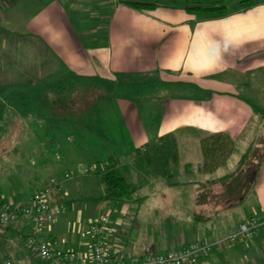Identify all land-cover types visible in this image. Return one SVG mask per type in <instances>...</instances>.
I'll list each match as a JSON object with an SVG mask.
<instances>
[{"label":"crops","instance_id":"1","mask_svg":"<svg viewBox=\"0 0 264 264\" xmlns=\"http://www.w3.org/2000/svg\"><path fill=\"white\" fill-rule=\"evenodd\" d=\"M187 1L158 0L153 9L137 10L120 0H0V180L3 170L14 176L12 195H0V208L11 215L10 224H0V261L45 264L31 243V221L18 211L52 178L109 157L118 159L120 172L125 158L133 163L146 143L172 134L179 164L166 178L172 181L167 191L192 180L201 188L232 173L224 172L236 169L253 140L264 136V0L245 7L224 0L228 13L207 19L190 14ZM67 100L78 103L75 112L62 111ZM219 132L237 138V152L226 166L203 174L200 141ZM192 158L200 165L196 178ZM157 179L142 178L140 187ZM255 180L254 205L244 215L261 223L254 237L228 240L243 219L223 235L206 228L199 237V227H210L199 223L218 214L197 220L175 190L180 209L174 214H152L147 193L133 198V211L125 214H134V225L177 227L181 234L166 241L148 231L124 246L118 230L126 216L110 215L106 247L113 258L131 260L205 238L214 248L199 264H264V161ZM104 195L95 173L63 180L62 192L50 196L62 213L42 235L50 249L89 259V227L104 216Z\"/></svg>","mask_w":264,"mask_h":264},{"label":"trees","instance_id":"2","mask_svg":"<svg viewBox=\"0 0 264 264\" xmlns=\"http://www.w3.org/2000/svg\"><path fill=\"white\" fill-rule=\"evenodd\" d=\"M243 7L251 5L250 0H240ZM137 10H149L156 7L158 0H120ZM185 9L200 19L216 18L228 13L227 3L224 0H188ZM78 103L67 100L61 104L63 112H75ZM203 172H212L224 166L236 148L235 138L227 132H219L201 139ZM264 161V136H258L242 155L237 168L230 174L213 182L204 183L197 200L204 196L205 200H222L225 204L235 205L245 200L255 182L257 173ZM118 159L109 157L106 161L95 164V175L100 177L105 185L104 199L112 203L128 201L135 192L133 183L118 172ZM179 164V150L177 138L172 134L164 135L143 148L136 151L133 165L143 179L169 178L171 167ZM222 185L218 194L213 187ZM212 194V196H210ZM21 214V213H20ZM197 220H208L210 217L203 213H196Z\"/></svg>","mask_w":264,"mask_h":264},{"label":"rangeland","instance_id":"3","mask_svg":"<svg viewBox=\"0 0 264 264\" xmlns=\"http://www.w3.org/2000/svg\"><path fill=\"white\" fill-rule=\"evenodd\" d=\"M251 3L254 2L255 0H250ZM228 5H230V3H227ZM237 141V138L236 140ZM240 143L241 140L239 141L238 139V144H239V148H240ZM13 146H10L9 148V152H8V156L9 158H13L14 157V153H13ZM237 152V151H235ZM192 164H191V168L189 169V172H191V178H196L197 176H200V173L198 172V167H200V165L195 164L194 163V159H191ZM226 166V165H224ZM223 166V167H224ZM189 167V166H188ZM121 169L120 173L124 176H127L129 179V182L133 183V187L136 189L135 193L132 194V199H130V203H126L127 201L124 202H120V204L122 205H118V207L113 208V204L112 202H103L102 205V209L104 210V216H109L110 215L115 219L117 217V215L119 216H126V220H127V225L123 226V227H118V235L119 237H121V240L124 241V246H128L129 244L127 243V240L130 238L131 244H132V240L136 241V240H140L141 239V235L142 234H146V232H149V235H157L158 237H160L162 240H166L169 239L171 237H176L179 234H181V232H179V229L176 227H165V226H158L155 225V227H143L139 224H135V216L133 215H126L125 213H128L127 211L132 210V208L129 207V204H133V198L136 197H140L142 194L147 193V198L150 199L149 205L151 207V212L152 214H159V213H164V214H174L175 212H177L180 208L179 203L174 199L173 197V191L178 190V193H180L179 195H181V200H182V209H189L192 208L193 210L197 211V213H203L208 215L209 213H217L218 214V219L211 221V222H200L199 225L202 224H207L210 227L204 226L203 227H199L201 229V233H199V237H204L201 235H204L206 233V228L207 230L212 228L213 230L219 231L221 233V235H223L224 233H227V228L228 226H230L232 223L233 224H238L242 219L243 222H247L249 219H245L244 215H248L249 211L251 209V205H254V202L252 203V196L254 195V184L252 185L251 189H250V193H249V197L247 196L245 198L244 201L237 203L235 205H228L225 204L224 202H222V200H219V202H216V199L212 198V200L214 201H210V200H205L204 196H202L200 198V201L197 200V196L198 194L201 192V188L199 185H197L196 183L193 182V180L186 185H182L181 187H174L172 190L168 189L171 185L168 186V182L170 181V183L172 182L170 179L167 182L166 178H161V179H157L155 180L153 186L150 187H140V182L139 180H142V176H140L139 172L137 171V169L134 167L132 161L128 158H125L123 161V164L120 166ZM223 170V169H222ZM225 170V169H224ZM235 168H232L230 170V168L228 169V172H224V173H230V171H234ZM203 172V171H202ZM203 174H205V172H203ZM78 176V175H75ZM74 177V176H73ZM141 178V179H140ZM256 181V180H255ZM14 182V176H11L10 174H8L6 172V170H3L2 172V179L0 180V195L3 197H10L12 195V188H11V184ZM174 185V184H173ZM215 193L218 194V192L220 193L222 190V185L221 184H217L213 187ZM30 191L33 192L34 191V187L31 186ZM167 195V196H166ZM210 196H212V194H210ZM213 197V196H212ZM128 208H130L128 210ZM157 208V209H155ZM244 212V213H243ZM86 215V213H84ZM254 214V213H253ZM80 217V214H76ZM255 215V214H254ZM102 217V216H101ZM101 217L99 218H95V221H99L101 219ZM247 217V216H246ZM254 218H256L255 216H253ZM79 219V218H78ZM257 219V218H256ZM113 220V219H112ZM133 225V226H132ZM113 226V225H111ZM109 226L106 231L111 227ZM190 229L186 228L183 230V233H189ZM199 230V229H198ZM203 230V232H202ZM144 232V233H143ZM217 232V234L219 233ZM219 233V235H220ZM258 234V233H257ZM140 235V236H139ZM210 235V234H208ZM216 235V233L214 234ZM226 235V234H225ZM207 236V235H206ZM211 236V235H210ZM200 239V240H199ZM198 240H204L207 241L205 238H199ZM25 240V239H24ZM211 240V239H210ZM1 241V239H0ZM208 242V241H207ZM129 247V246H128ZM1 250V247H0ZM150 252H162V250H151ZM1 251H0V258H1ZM126 257V256H125ZM125 259H130V257H126Z\"/></svg>","mask_w":264,"mask_h":264},{"label":"built area","instance_id":"4","mask_svg":"<svg viewBox=\"0 0 264 264\" xmlns=\"http://www.w3.org/2000/svg\"><path fill=\"white\" fill-rule=\"evenodd\" d=\"M95 167H80L76 170L67 171L63 179L52 178L50 184L38 189L34 194L31 204L22 206L18 212L30 220L33 235L31 243L36 249L38 257L45 264H199L200 260L207 257L213 251L214 244L207 241H196L178 249H168L162 252H149L145 255L131 260H118L113 258L112 253L106 247V229L113 225V220L109 216H103L99 221L93 222L89 227V235L92 239L91 257L81 258L75 253L60 254L53 251L49 243L44 239L45 228L55 221L56 217L62 213L59 207H52L50 196L62 192V181L75 175H86L94 173ZM11 215L6 210L0 208V224L7 226L10 224ZM261 223L254 217L247 222H243L228 240L235 243L239 240L251 238L259 233ZM0 264H15L11 259H4Z\"/></svg>","mask_w":264,"mask_h":264}]
</instances>
